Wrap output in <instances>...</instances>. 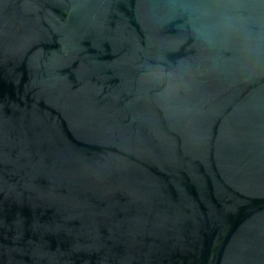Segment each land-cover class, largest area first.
Instances as JSON below:
<instances>
[{"label": "water", "instance_id": "95a60500", "mask_svg": "<svg viewBox=\"0 0 264 264\" xmlns=\"http://www.w3.org/2000/svg\"><path fill=\"white\" fill-rule=\"evenodd\" d=\"M0 264H264V0H0Z\"/></svg>", "mask_w": 264, "mask_h": 264}]
</instances>
